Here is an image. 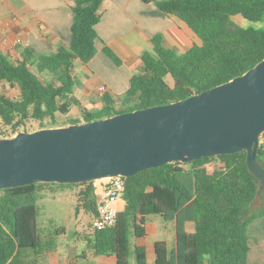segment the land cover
Instances as JSON below:
<instances>
[{
	"label": "trees",
	"instance_id": "1",
	"mask_svg": "<svg viewBox=\"0 0 264 264\" xmlns=\"http://www.w3.org/2000/svg\"><path fill=\"white\" fill-rule=\"evenodd\" d=\"M73 1L69 46L42 56L26 49L20 59L0 51V83L20 91L16 98L0 92V138L37 130L32 121L40 123L38 129L54 128L168 105L241 76L264 59V0H145L187 24L200 45L180 54L166 49L162 36L153 38V52L142 55V66L126 92L128 104L104 94L100 109L83 110L81 119L64 121L75 89V62L87 64L97 54L96 26L106 0ZM237 17L248 26L239 25ZM104 53L115 65H123L107 46ZM256 159L264 168V134ZM215 161L223 169L211 171ZM49 185L0 190V264H24V251L53 250L56 235L44 240L38 226V197ZM74 186L79 188L76 216L83 207L96 221L95 182ZM259 191L246 152L170 163L126 178V206L116 225L98 229L94 222L84 229L85 239L95 255L115 256L117 264H131L133 257L135 264H148L146 248L133 249L131 239L147 236V217L154 214L172 222L175 231L173 248L165 241L156 243L155 264H248L250 228L264 219V194ZM188 223L194 224V233L187 232Z\"/></svg>",
	"mask_w": 264,
	"mask_h": 264
},
{
	"label": "water",
	"instance_id": "2",
	"mask_svg": "<svg viewBox=\"0 0 264 264\" xmlns=\"http://www.w3.org/2000/svg\"><path fill=\"white\" fill-rule=\"evenodd\" d=\"M264 134V59L226 83L168 105L0 138V190L130 178L147 170L246 152L264 190L256 156Z\"/></svg>",
	"mask_w": 264,
	"mask_h": 264
},
{
	"label": "crops",
	"instance_id": "3",
	"mask_svg": "<svg viewBox=\"0 0 264 264\" xmlns=\"http://www.w3.org/2000/svg\"><path fill=\"white\" fill-rule=\"evenodd\" d=\"M73 3V0H0V51L10 54L14 59H20L21 51L26 49L42 56L54 54L62 46H69L73 39ZM101 13L102 18L96 26L99 36L96 42V56L87 64L79 60L75 62V89L67 114L71 120L81 119L83 110L100 109V99L104 94L128 103L126 92L130 88L134 73L142 66V55L153 52V38L162 36L163 46L180 54L201 43L187 24L164 14L153 1L148 3L145 0H106L101 6ZM235 20L237 21V18ZM240 20L239 25L248 26L247 21L242 18ZM105 46L123 61L122 66L115 65L105 55ZM169 83L172 84L173 80ZM102 87L105 88L104 93L100 91ZM0 92L10 98H16L20 94L17 86L6 82L0 83ZM216 168L215 170L223 169V166ZM48 192L49 190L44 191L41 195ZM125 206L126 201L122 198L118 202L120 211H123ZM186 229L187 232L194 233V224L188 223ZM150 234L152 238L148 240ZM55 235L52 251L40 254H36L34 250L24 251L22 262L117 264L115 256H97L88 244L86 249L80 252L77 244L64 243L62 237L66 235L65 231H56ZM159 241H165L169 248H173L174 225L158 215H148L147 236L132 238L133 249L146 248L148 264H155V245ZM259 250L257 252H262ZM252 252L254 251L251 247L250 256ZM250 256L248 264L252 263ZM131 264H135L134 257Z\"/></svg>",
	"mask_w": 264,
	"mask_h": 264
},
{
	"label": "rangeland",
	"instance_id": "4",
	"mask_svg": "<svg viewBox=\"0 0 264 264\" xmlns=\"http://www.w3.org/2000/svg\"><path fill=\"white\" fill-rule=\"evenodd\" d=\"M240 19V17H237L238 23L241 21ZM168 81L171 82V79H168ZM68 117V115L63 117L64 121H67L69 119ZM39 124L38 121H32V126L37 130L40 126ZM219 165L222 166L219 161H215V166H211L210 170L215 171ZM47 187H49V192L43 196H39L37 202L39 208L38 226L41 237L44 240H49V236L55 235L57 229L64 228L66 235L62 237V241L64 243L77 244L80 252H82L87 247L84 229L90 227L95 222L94 215L92 212H87L81 207L78 216H76V207L78 205L77 193L79 191L77 186H56L51 184ZM262 193L264 194V190ZM261 205V201L256 202L255 207L259 208ZM250 236V245L254 251L251 254L252 263H250L264 264V219L258 220L250 228ZM151 238L152 234H150L148 240ZM259 249L262 252H257ZM255 252L257 253L255 254Z\"/></svg>",
	"mask_w": 264,
	"mask_h": 264
},
{
	"label": "built area",
	"instance_id": "5",
	"mask_svg": "<svg viewBox=\"0 0 264 264\" xmlns=\"http://www.w3.org/2000/svg\"><path fill=\"white\" fill-rule=\"evenodd\" d=\"M102 93L105 88L100 89ZM126 190V178L115 177L95 181V196L99 216L95 221L98 229L114 227L120 212L118 202L123 198Z\"/></svg>",
	"mask_w": 264,
	"mask_h": 264
}]
</instances>
